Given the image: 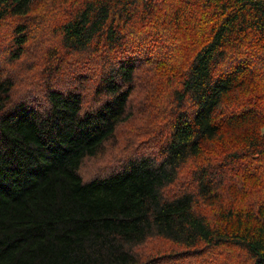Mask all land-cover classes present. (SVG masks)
<instances>
[{
	"label": "trees",
	"instance_id": "trees-1",
	"mask_svg": "<svg viewBox=\"0 0 264 264\" xmlns=\"http://www.w3.org/2000/svg\"><path fill=\"white\" fill-rule=\"evenodd\" d=\"M37 1L0 0L9 65L42 42L28 51ZM72 1L57 31L68 62L113 56L91 87L85 74L42 98L0 66V264H205L227 250L264 264V84L250 78L264 0ZM156 240L171 247L140 251Z\"/></svg>",
	"mask_w": 264,
	"mask_h": 264
},
{
	"label": "rangeland",
	"instance_id": "rangeland-1",
	"mask_svg": "<svg viewBox=\"0 0 264 264\" xmlns=\"http://www.w3.org/2000/svg\"><path fill=\"white\" fill-rule=\"evenodd\" d=\"M53 5L54 7L60 5V8L56 11V13L61 16L51 21H47L44 18L45 13ZM75 7L76 5L72 0H38L35 4L34 11L35 12L39 11V12L31 18V21H29L32 24L31 25L32 31L30 32V39L27 46L28 51L33 49L41 40L42 42L40 43L39 48L35 49V54L29 52L30 55H34L33 57H30L28 55L27 58H24L20 62L18 61L17 63L10 65L7 64L4 60L5 58H8L7 56L8 52L12 49L15 20L11 19L6 22L0 23V59H1L0 66L5 67V69L10 71L8 75L14 76V78L18 82L19 85L18 86L19 90L17 91L18 94L26 96L24 94V89H28L29 93H31L32 90L38 89L39 93L37 96H41L42 98L46 86L48 84L49 86L55 88L60 87L61 89H70L74 86H78V83L82 82L83 75L85 74H86V79L92 81L89 82V84L87 85L88 87H91V85L94 84V82L97 80L98 74L100 73L101 70V65H104L106 61L105 57L108 58L109 56H113L112 54L107 53L108 52L107 50L102 49L99 56L96 53L92 52L87 55H83L82 57H75L77 59L68 62L70 56H67L65 54L64 49L60 47V40L57 31L59 25L65 19H67L68 17L67 14H69V12ZM167 10L173 12V9L170 10L165 8L164 11L161 12L164 13L163 16H166ZM169 44H173V43L170 42ZM58 48L60 53L58 51ZM49 49L50 51L48 52ZM243 51L246 52V49ZM149 52L153 53L154 49H150ZM53 55H55L56 58L57 56H59L58 60H55V58L52 57ZM64 57L67 58L65 61L68 63L62 62V60H64ZM253 57L255 58L256 63L254 64L255 66L253 67V71L250 73V78L252 80L251 87L256 88L257 87L256 84H259L260 86L264 84V57L259 58L258 51H256V54ZM239 58L236 60V63L242 61ZM84 60L91 62V66L89 68H86L88 64L87 65L83 64L82 61ZM96 67H98L97 71H96ZM257 92L262 96H264V91H262L261 88ZM168 108L169 105L167 109ZM168 120H169L168 117H164V119L161 122V128L167 127L166 122ZM119 138H120V145L124 147L121 134ZM137 143H138V139L136 145ZM110 149L111 146L109 147V150ZM128 155L129 154L127 153L121 156L120 159L117 160L115 163L112 161L106 162L108 163L107 170L119 166L121 161L124 158L128 157ZM92 162L93 161H87L86 163L83 164L84 174H87V170L92 165ZM189 167L183 171V175H182L183 183L178 185L175 189H178L179 187L183 188L186 182L190 179L191 174L188 172ZM156 245H160L161 248H157ZM169 246L170 243H167L162 240H156V241H152L147 246L140 249V251L141 250H145L147 252H152L154 250L165 251L169 248ZM231 255H232L231 250H227L224 253H220V254L211 253L209 255H206L207 256L206 263L208 264V262L210 261L218 260L220 264H238L239 261L235 260V258H232ZM174 264H199V261L198 258H191V259L183 260L180 263L177 262Z\"/></svg>",
	"mask_w": 264,
	"mask_h": 264
}]
</instances>
